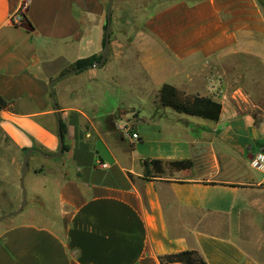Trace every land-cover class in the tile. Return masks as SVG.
Segmentation results:
<instances>
[{
    "label": "crops",
    "instance_id": "1",
    "mask_svg": "<svg viewBox=\"0 0 264 264\" xmlns=\"http://www.w3.org/2000/svg\"><path fill=\"white\" fill-rule=\"evenodd\" d=\"M144 1L113 0L123 38H109L102 67L60 77L101 56L107 0H0V98L12 103L0 202L21 197L36 151L35 207L0 223V264H159L189 250L264 264V176L249 165L264 153V0ZM139 10L150 13L133 24ZM164 84L220 104L218 121L162 107ZM60 124L61 157L40 156L57 153Z\"/></svg>",
    "mask_w": 264,
    "mask_h": 264
},
{
    "label": "trees",
    "instance_id": "2",
    "mask_svg": "<svg viewBox=\"0 0 264 264\" xmlns=\"http://www.w3.org/2000/svg\"><path fill=\"white\" fill-rule=\"evenodd\" d=\"M104 46V43H103ZM101 59L100 57H91L76 61L69 66L60 77L68 74H76L87 69L93 68ZM159 104L172 110L173 112L185 116L197 117L203 120L216 122L221 112L220 104L209 98L198 96L187 97L177 91L170 85L164 84L159 90ZM12 103L6 102L0 98V111L11 110ZM65 131L62 124L59 125V137H63ZM62 139V138H61ZM65 150L63 146L62 152ZM159 264H206L196 250H189L174 254L164 255L158 258Z\"/></svg>",
    "mask_w": 264,
    "mask_h": 264
},
{
    "label": "water",
    "instance_id": "3",
    "mask_svg": "<svg viewBox=\"0 0 264 264\" xmlns=\"http://www.w3.org/2000/svg\"><path fill=\"white\" fill-rule=\"evenodd\" d=\"M112 4H113V0H107V4H106V10H105V15H106V23H105V30H104V46H103V50H102V54H101V59L100 61L94 65L93 68H100L102 67L107 58H108V54H109V38H110V33H111V14H112ZM54 82H51L49 84V88L51 89L52 85ZM62 148H63V143L61 140V137H59V145H58V149H57V153L54 154L53 156H46L44 154H42L41 152H37L40 156L46 157V158H50V159H58L61 157L62 155ZM33 152V150H29L26 152V154L23 156L22 158V162H21V169H20V178H19V182H18V186H19V190L21 192V202L19 204V207L17 210L6 214L4 216L0 217V223H2L3 221L18 216L19 214L22 213V211L24 210V208L27 206V201H26V192L23 186V182H24V178L26 176V171L28 168V161L29 158L31 156V154Z\"/></svg>",
    "mask_w": 264,
    "mask_h": 264
},
{
    "label": "rangeland",
    "instance_id": "4",
    "mask_svg": "<svg viewBox=\"0 0 264 264\" xmlns=\"http://www.w3.org/2000/svg\"><path fill=\"white\" fill-rule=\"evenodd\" d=\"M155 1L156 0H145L143 7H145V9H146ZM128 13L130 15V21H132L133 24H136V22L139 21L138 19H139L141 13H144L145 15H147L150 13V11L139 10V11H131ZM114 14H115L114 17H115V21H116L117 15L121 16L122 12L121 11H115ZM117 22H118V24H117ZM115 25L116 26H114V18L112 17V31H111L110 38L111 37L112 38H123L122 37V28L120 26V19L116 21ZM30 177H31V174L28 173L27 177L25 178V180L23 182L25 192H27V185L29 183ZM37 188L39 190L38 192H40V187H37ZM27 194H28V192L26 193L27 207L25 208L24 212H28V211L32 210L33 206L35 207V205L31 202L30 196H28ZM8 199H9V197H7V201L0 202V217L17 210L19 207V204L21 202L20 195H18L16 202L8 201Z\"/></svg>",
    "mask_w": 264,
    "mask_h": 264
},
{
    "label": "built area",
    "instance_id": "5",
    "mask_svg": "<svg viewBox=\"0 0 264 264\" xmlns=\"http://www.w3.org/2000/svg\"><path fill=\"white\" fill-rule=\"evenodd\" d=\"M130 138L134 142H137L139 140L136 134H131ZM249 165L252 169L260 171L264 176V153H256L255 155H253L249 160ZM101 167L103 168L104 165H102Z\"/></svg>",
    "mask_w": 264,
    "mask_h": 264
}]
</instances>
